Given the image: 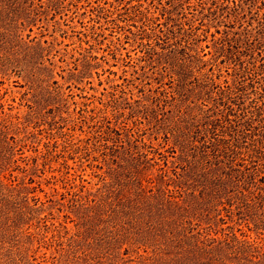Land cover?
Instances as JSON below:
<instances>
[{"label": "rangeland", "instance_id": "1", "mask_svg": "<svg viewBox=\"0 0 264 264\" xmlns=\"http://www.w3.org/2000/svg\"><path fill=\"white\" fill-rule=\"evenodd\" d=\"M257 139L264 0H0V264H264Z\"/></svg>", "mask_w": 264, "mask_h": 264}, {"label": "trees", "instance_id": "2", "mask_svg": "<svg viewBox=\"0 0 264 264\" xmlns=\"http://www.w3.org/2000/svg\"><path fill=\"white\" fill-rule=\"evenodd\" d=\"M255 143L253 144L255 148H257V150H263L264 151V142L262 140H253ZM224 145L222 148V152L224 153V155H227L229 150H231L232 152H235V150L233 149V146L229 145L228 143L224 142ZM259 145V146H258ZM231 148V149H230ZM216 150H219V148L216 147ZM250 155V163H254L256 162L255 159H259V156L256 155L255 150L251 151Z\"/></svg>", "mask_w": 264, "mask_h": 264}]
</instances>
